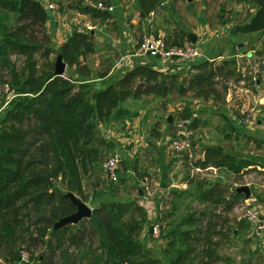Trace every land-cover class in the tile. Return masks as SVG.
Returning a JSON list of instances; mask_svg holds the SVG:
<instances>
[{
	"label": "trees",
	"instance_id": "16d2710c",
	"mask_svg": "<svg viewBox=\"0 0 264 264\" xmlns=\"http://www.w3.org/2000/svg\"><path fill=\"white\" fill-rule=\"evenodd\" d=\"M159 1L140 0L145 13L156 8ZM68 5L91 11L94 16L101 14L87 6L84 0H69ZM50 16L44 0H0V53L11 70L9 83L17 93L0 114V256L20 264L21 245L26 243L28 247L45 246L53 257L51 252L61 251L66 240L71 244L81 242L83 230L92 235L103 234L111 241L110 245L100 240L102 248L95 261L105 264L109 261L108 255L115 252L116 264H165L135 237L142 222L126 220L131 203L116 196L102 199L89 218L80 220L83 229L72 231V223L58 228H54V224L77 209L67 192L82 196L84 175L90 169L102 167L113 143L104 135L100 124L111 125L114 120L130 115V110L122 105L126 99L151 93L165 95L175 87L181 93L189 90L195 97L213 98L221 103L228 90L226 81L238 75L237 60L229 56L219 61L216 58L196 61L182 81H177V73L162 71L150 63H137L113 81L98 85L81 81L72 73L57 74L56 59L38 66L35 53L52 36L45 34L40 39L36 27L47 25ZM235 38L232 34L229 41L233 42ZM166 40L168 43H185L181 33ZM95 50L94 32L75 29L59 46L47 47L43 53L45 56L53 51L61 53L69 67L75 66V72L90 75L91 69L84 58ZM10 52L25 55L21 70L12 63ZM180 64V61L174 62L176 66ZM250 77L255 83L257 79L254 80L253 75ZM194 122L195 119L191 126ZM153 130L154 135H159L156 129ZM203 154L193 162L194 166L225 168L237 176H242L250 170L251 164L256 163L219 145L205 146ZM123 163L127 167L125 161ZM186 182L194 189H175L174 199L182 192L190 194L199 203L224 204V210H231L245 196L220 179L212 181L188 175ZM205 214L207 211L195 209L184 216L183 222L188 229L178 227L181 228L178 232L174 227L164 233L178 232L184 246L177 248L174 264H180L177 261L193 250L189 243L192 238L197 242L203 240L201 256L206 263L221 258L219 242L214 236L225 232L216 229L217 223L211 218L206 229H202L200 222ZM231 231L234 232V228ZM39 259V262L44 260Z\"/></svg>",
	"mask_w": 264,
	"mask_h": 264
},
{
	"label": "rangeland",
	"instance_id": "374dc122",
	"mask_svg": "<svg viewBox=\"0 0 264 264\" xmlns=\"http://www.w3.org/2000/svg\"><path fill=\"white\" fill-rule=\"evenodd\" d=\"M52 1L57 3L60 7H67L69 0ZM181 6H184V4H181ZM258 6L259 5L256 0H198L196 5V14H198L199 20L197 19L194 28L197 29V25H200L201 19L208 23L209 32L207 35L209 37L211 35L214 39H216L218 35H222V43H229V46L227 45V49H223L226 54L231 53L230 55H232V53H246L251 49L254 50L255 54L251 56L250 61L253 63V66L258 67L259 69L262 63H264V29L248 33L240 32L237 34L233 42L229 41L233 34L231 32V28L236 24L246 22L252 15L255 14ZM49 11L50 13L52 12V10ZM71 17L72 15L69 9H67L65 18L60 21L57 20L54 23L50 22L47 25H40L36 27L40 39L45 34H50L52 36V39L47 40V43L44 44V46H40L35 53L39 67L45 66L49 60H55L57 58L59 53L56 51L51 52L48 56H45L43 52L45 51V48H52V46L54 47V45L58 44L57 33H60L62 30L61 34L64 31H67L68 26L64 24ZM52 28H55V30L52 31ZM175 29L176 28L171 25L167 29V34L164 37L169 36V34L173 33ZM200 32L201 38L196 44L202 48V55L189 59L182 58L180 60V62L188 70L191 69V66L196 61L210 57L207 53L206 47L208 45L210 46L215 40L210 43L211 40L209 39L210 42L206 43V29L203 31L201 30ZM212 33L214 34L212 35ZM209 40L207 38V41ZM241 43H243V46L240 47ZM93 53H90L84 58L87 65H97L98 56L93 55ZM9 57L12 63L16 65L17 69L21 70L25 64V55L10 52ZM217 60L219 61V59ZM241 60L244 63H248L247 54L241 56ZM105 65H107V63H105ZM99 69H101V67ZM172 71L173 73H177L178 76H182L181 78H178L177 81L183 80L184 73L186 72L184 69H178L177 72V69L175 68L172 69ZM74 73L75 71L72 72L73 75ZM258 76L259 71L257 73V77ZM10 79L11 70L4 63V56L0 53V106L4 107V111L7 107H9V101L17 94L16 89L9 83ZM256 92L258 91L249 92L248 96L250 100L251 98H255L254 94H257ZM262 92H264V89ZM160 96L161 98L153 96L155 106L153 107V110L149 112V117H142L146 116L147 109H140L138 104L131 105L132 111L139 112V114L135 115L136 118L140 119V128L137 125V130H135L137 135H139L136 139H132L133 135L131 134H128V136L122 135L124 133H128V130H123L126 129L125 127L120 128L121 131L119 133H114V130L111 132L112 128L110 126H112V124H100L101 128L107 127V129L110 130V132L106 131L108 134L104 133L107 138H111L113 141V147L109 149L108 152L112 153L117 151L121 153L125 159L124 161L127 164L128 169L127 171L125 169V172L121 175V179L114 183L105 178V176H102V167L100 165L96 169L95 174L84 175V189L82 196L80 194H76L79 197L84 198L83 200L86 201L93 209L96 205H99L102 202V199H109L114 196H116L119 200L131 203L129 210L125 215L126 220L131 222L141 220L142 222L135 237L141 242L144 248L148 249L151 254L160 257L165 264H174L173 261L178 257L177 248L184 247L180 241L178 232L181 228L188 229L189 226H186L183 222L185 219L184 216L195 211V209L199 212L202 209L205 212L207 211V215H203V220L200 222V227L202 229H206V223L211 218L217 223L216 229L225 232L217 233L214 236V239L219 242L218 253L221 258L206 263V259L201 256L203 240L197 242L194 238H192L189 243L191 245V249L193 250H189L186 253V256H182L177 262L180 264H234L233 261H240L242 258H245L248 255L250 256V254L252 255V261H254L253 259L258 261L260 258H262V261L264 258V246L260 247L257 244L260 242L258 239L256 244L252 246L251 242L255 243V241H253V236L250 237L247 235L246 228L240 226L235 213L237 211V214L240 215L241 218L246 216L244 211L242 212V209L240 208V202H242V200L236 204L237 207L235 206L231 210H224V204L214 205L212 203H199L197 200L193 199L190 194L182 192L178 194L179 196L177 195V198H173V192L176 191L175 189H177V191L184 188L194 189L193 186L186 183V177L188 175L190 177L199 176L201 178H220L225 180L227 184L232 181L233 184L231 185L234 189H236V187L240 184H248L252 188L251 190L253 192L257 190H264L263 165H261V168L249 167L248 169L250 170H246V172L242 173V176H237L230 171H227L225 168L215 171L213 168H197L193 163L197 158L203 157V150L206 146V141L216 144L222 142L235 151L236 139L234 137V131H236L237 134L244 133L245 137L239 141V147L237 149L247 150L250 155H256V148L260 146V143L256 138H253L247 132L239 130L240 126L237 123L238 119L243 117L248 111L252 112L250 107L254 106V101H252L247 108L243 109L238 115H236L235 120L232 122L229 120L225 121L223 117L215 115L213 109H225L218 101L212 100L211 103H206V99L202 97H195L192 91L188 90L185 93H181V91L175 89L170 97L175 98V101L169 105V107L172 106L170 108L168 107V104H166V101L168 102L169 98L165 97V99H163L162 97L164 95ZM215 105H217L218 108H214ZM256 105L257 107L261 106L257 103ZM210 106L213 107L211 108ZM131 110L130 115H132ZM170 113H172L171 116L173 117L171 122L167 120V116ZM183 114H186V116H183ZM260 114H262V112L258 111L256 118H258ZM158 116H160L159 119ZM180 117H188L191 121L195 119L194 123L196 126H191V124L189 125L190 127H193V133L191 134V139L194 143L192 155L186 152L175 151L169 141L165 143H162L161 141V145L157 142V139L165 140L166 135H170L171 138L174 136V124ZM124 122L126 123L125 126L128 127L127 120H124ZM256 122L257 121H254L253 123ZM146 125H151L149 131L147 130ZM153 129H156L159 135H154ZM124 136L126 138H121ZM162 160L169 161L167 168L170 169L169 180L172 184L168 183L167 187H165V183L162 185L160 180V164ZM124 167L126 168V166ZM143 176L149 177L153 192L151 194H143V196H141L138 188L143 185L142 180H140ZM243 210H246V208ZM217 213L221 216H218ZM224 218H227L228 220L224 221ZM156 223L160 224L159 233L150 231V227ZM72 224V231H78L79 228L83 229L80 222ZM237 226H239L240 229L237 231V234L232 231L229 232ZM174 227L181 228H178V232L175 234L172 233L164 235L165 232H170ZM84 233L85 231L81 230L80 235H83L81 242L78 241L77 243L71 244L66 240V244L63 245L61 251L58 250L54 253L51 252L53 257H50L47 248L41 244L28 247L26 243H22L20 259L23 256L27 259L22 258L23 260H21L22 262L20 264H23V262H27L26 264H104L103 262L100 263L99 261H95L96 255L101 252L100 248H102L100 246V240H103L106 244L110 245L111 241L103 234L96 235L94 233L92 235L90 232ZM258 234L262 237L261 232H258ZM262 239L264 241V238ZM253 248L255 250L252 251ZM251 251L253 253H251ZM64 255L66 256L64 257ZM114 255L115 252L109 254V261H105V264H116L117 261H114ZM226 255L230 256V258H227ZM39 257L44 260L39 262ZM13 261L14 260L0 256V264H17Z\"/></svg>",
	"mask_w": 264,
	"mask_h": 264
},
{
	"label": "crops",
	"instance_id": "0c3cea01",
	"mask_svg": "<svg viewBox=\"0 0 264 264\" xmlns=\"http://www.w3.org/2000/svg\"><path fill=\"white\" fill-rule=\"evenodd\" d=\"M44 2L46 6L48 7V9L52 10L51 5L54 1L46 0ZM104 2L106 3V6H107L106 9H97V8L92 7V9L99 10L101 12L99 16H94L91 13V11H82L81 9L77 7H73L69 5L67 7L63 6V8L60 7L59 11L57 12H54L52 10V12L50 13L51 15L50 22H53V23L57 20L60 21L61 19L65 18L67 9H69L72 15V17L69 18L64 24L68 26L67 31L66 32L64 31L61 34V32L63 31L62 30L60 33L59 32L57 33L58 35L57 46H59L66 39V37L70 33H72V31H74L75 29L77 30L80 27L83 19H89L96 25V27L92 29L91 31H94L95 44L96 45L98 44L94 53L92 52L93 55L98 56V61L96 63L97 65L96 66H92L91 64L89 65L91 69L90 75L75 72L74 76L76 78L82 79L81 81H90L98 85L105 83V82L108 83V82L113 81L116 77L122 75L128 68H130V67H125L123 64L120 63V60L124 54L134 49L145 35L154 34V35H161L164 37L167 34L166 33L167 29L171 25H173L176 29L174 30L173 33H170L169 36L165 38H169V37L176 38L177 35L181 33L183 34L185 41H188V40H192V38L189 37V34L192 32L197 37L195 40V42L197 43V41L201 38L200 31L201 30L203 31L204 29H206V35H205L206 43L210 42V40H211L210 43H212L215 40L210 46L208 45L207 47L205 43L207 53L210 55V57H207V58H210V59L216 58V59L221 60L224 57H229V56L237 57L236 69L238 70V75L234 79H229L228 81H226L228 85V90L225 94L223 101L221 103L219 102V104L223 105V108L225 109H222V110L213 109L215 115L223 117L225 121L229 120L233 122L236 118V115H238L243 109L247 108L248 105L251 104L252 101H254L257 94H260L263 91L264 89V67H262V65L260 66L259 77L257 78L255 83L252 82L251 77H250L251 75H253V70H254L253 63L250 61L251 56L255 54L254 50L251 49L247 51L246 53H236L232 55H230L231 53L226 54L224 50L227 49V45L229 46V43L228 44L222 43L221 41L222 35H218L216 39H214V37L211 35L209 37L207 35L209 32L208 23L204 22V20L201 19L200 20L201 23L200 25L199 24L197 25V29L194 28V25L197 19L199 20V16L198 14H196L197 12L196 5L198 3V0H160L158 6L149 13H145L143 11L140 0H107ZM181 4H184V6H181ZM104 13L106 15H103ZM53 30H55V28H53ZM213 34L214 33H212V35ZM207 38L208 40L209 39L210 40L207 41ZM245 54H247L248 63H244L241 60V56H244ZM105 63H107V65H105ZM137 63H150L154 65L156 68H159L162 71H166V72H170V71L173 72L172 69H175V68L177 69V72H178V69L181 70L182 68L186 71V72L184 71L185 73L183 72L184 79L189 74V70L183 67L182 63L179 66H176L174 65V62L165 61L164 59H161L160 57L154 54H147V55L135 58L134 64H137ZM100 67L101 69H99ZM75 69H76L75 66L69 67L67 64L65 73H72ZM102 72H106L107 74L105 76H101ZM181 77L178 76L177 78H181ZM175 89L177 88L174 87V89L170 90L168 94H165L162 97L163 99H165V97L169 98L168 102L166 101V104H168V107L169 105H171L173 101H175V98H170L172 96V93L175 91ZM253 91H258V92H256L257 94H254L255 98L253 99L251 98L250 100L248 94L249 92H253ZM153 96H156L157 98H161V96L157 94H146L139 98L129 97L122 103V105L127 107L129 110H131L132 109L131 105L138 104L140 109H144V110L147 109L146 116H142V117H149V112L152 111L153 107L155 106V103L153 102L154 100ZM212 100L215 101L213 98L206 99V103H211ZM254 106L256 107L255 101H254ZM210 107L212 108L213 106H210ZM252 107L253 106H251L250 109ZM214 108H218L217 105H215ZM131 112H132V115L128 114L121 119L114 120V122L112 123V126H110L112 128L111 132L112 130H114V133L115 132L119 133L121 131L120 128L125 127L126 129H123V130H128L127 131L128 133H124L122 135L128 136V134H131L133 135L132 139H136L139 135H137L135 130H137L136 128L137 125L140 128L139 126L140 119L136 118L135 115L139 114V112L132 111V110ZM171 115L172 113H170L167 116V120L169 122L173 120L172 119L173 117ZM159 118L160 116H158V119ZM124 120H127L128 127L125 126L126 123L124 122ZM144 122H145V119H144ZM238 125L240 126L239 130H241L242 132H247L253 138H256L258 142L260 143V146L256 148L257 149L256 155H250L247 150L237 149L239 147L238 146L239 141H241V139L244 137V133L237 134L236 131H234V137L236 139L235 151L231 147L226 146L222 142L216 144L213 142L206 141V146L207 145L222 146L227 151L233 152L234 154L239 155V156L250 158L256 162L254 164H251L249 167H252V168L260 167L261 168V165H263L262 168H264V115L260 114L257 118L256 123H246V124L238 123ZM146 127H147V130L149 131V128H151V125H146ZM101 129H102V132L105 134H108L106 133V131L110 132V130H108L107 127L101 128ZM174 129H175V124H174ZM125 136L121 138L124 139L126 138ZM171 140L172 138L170 137V135H166L165 140L157 139V142L161 145L162 143L169 141V143L171 144ZM111 142L113 141L111 140ZM258 159H262V160H258ZM168 162L169 161L162 160L160 164V168H161L160 169V173H161L160 180H161L162 185L165 183V187H167L168 183H171V181L169 180V176H170L169 170L170 169L167 168L169 164ZM209 168L210 169L213 168L215 169V171H217L218 169H222V168L213 167V166L208 167L206 169H209ZM126 169H128V166L126 167ZM95 173H96V169L94 168L92 170L90 169L86 175L95 174ZM102 174H103L102 176H105L103 169H102ZM206 178L212 181L216 180L210 177H206ZM220 180H222L224 183H227L223 179H220ZM228 184L232 188L231 184H233V182L230 181V183ZM138 189L140 190V187ZM251 189L252 188L250 187V190ZM140 194L141 196H143V192L141 190H140ZM260 198L264 199V190H257L255 192L251 190L250 196H247L245 194L244 197H241L238 200V202L242 200V202H240L241 203L240 208L242 209V212L244 211L246 216L241 218V216L237 214L238 213L237 211L235 213L237 215L240 226L246 228L247 235L250 237L253 236V241H255V243L251 242L252 246L256 244V241L258 239V241L260 242L257 244L260 247H262L264 246V241L262 239L264 238V233H262V237H261L258 234V232L253 230V223H254L253 219L248 215V210H243L246 205H249V207L253 210L264 211V200H261ZM239 230H240L239 226L234 227L235 234H237L238 233L237 231ZM253 250L255 249L253 248L252 251ZM252 251L251 253H253ZM226 257L230 258V256H227V255ZM261 259L262 258H260L258 261L256 259H253L254 261H252V255L250 254V256L248 255L247 257L242 258L240 261H233V262L234 264H261L262 262Z\"/></svg>",
	"mask_w": 264,
	"mask_h": 264
},
{
	"label": "built area",
	"instance_id": "2783aa9c",
	"mask_svg": "<svg viewBox=\"0 0 264 264\" xmlns=\"http://www.w3.org/2000/svg\"><path fill=\"white\" fill-rule=\"evenodd\" d=\"M87 6L94 7L97 9H106V3L104 0H84ZM51 8L54 12L59 11L60 6L53 2ZM96 27L95 23L89 19H83L80 27L77 31H90ZM202 48L193 42L192 40L186 41L184 44L178 43H168L166 38L161 35L148 34L145 35L142 40L136 45L134 49L124 54L120 60V63L125 67H131L134 65V60L136 57H141L147 54H160L162 59L168 62H179L182 58H193L202 55ZM259 69L254 66L253 78L257 79V73ZM255 103L260 104V107L253 106L251 108L252 112L248 111L243 117L238 119V123H253L257 121L256 114L261 111L264 115V92H261L254 99ZM3 106H0V114L3 110ZM191 119L188 117H180L175 123V134L171 140L172 148L177 152H186L190 155L193 154L194 143L191 139V134L193 133V128L189 125L191 124ZM124 157L121 153L115 151L109 153L102 163V169L106 177L111 181H118L121 172L124 171ZM199 168V167H197ZM142 186L140 187L143 194H151L153 189L151 187V182L149 177L144 176L142 178ZM248 200V199H247ZM250 204V203H249ZM249 205L244 208L248 210V215L253 219V230L256 232L264 233V211L253 210ZM153 232L159 233L160 224H153ZM22 258H25L23 256ZM21 258V260H23ZM264 264V258L261 262Z\"/></svg>",
	"mask_w": 264,
	"mask_h": 264
},
{
	"label": "water",
	"instance_id": "95a60500",
	"mask_svg": "<svg viewBox=\"0 0 264 264\" xmlns=\"http://www.w3.org/2000/svg\"><path fill=\"white\" fill-rule=\"evenodd\" d=\"M256 2L259 6L255 14L252 15L246 22L236 24L231 28V32L235 37L240 32L248 33L264 29V0H256ZM189 37L192 38L193 42H195L197 38L196 35L192 32L189 34ZM241 46H243V43L240 44V47ZM157 56L161 57L160 54H157ZM66 66L67 63L63 60L62 54L59 53L56 58L55 72L57 74H64L66 71ZM236 190L239 192H244L247 196H250L251 194V190L248 184H241L236 188ZM67 195L76 204L77 209L57 220L54 224V228H58L68 223H78L83 218L90 217L93 213V208L86 201L77 196L74 192L69 191L67 192ZM150 231H153V226L150 227Z\"/></svg>",
	"mask_w": 264,
	"mask_h": 264
}]
</instances>
